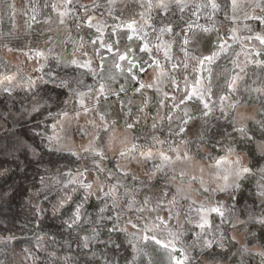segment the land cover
Returning a JSON list of instances; mask_svg holds the SVG:
<instances>
[{"label":"clouds","instance_id":"obj_1","mask_svg":"<svg viewBox=\"0 0 264 264\" xmlns=\"http://www.w3.org/2000/svg\"><path fill=\"white\" fill-rule=\"evenodd\" d=\"M264 0H0V264H264Z\"/></svg>","mask_w":264,"mask_h":264},{"label":"snow or ice","instance_id":"obj_2","mask_svg":"<svg viewBox=\"0 0 264 264\" xmlns=\"http://www.w3.org/2000/svg\"><path fill=\"white\" fill-rule=\"evenodd\" d=\"M261 44H264V38L258 37L257 38Z\"/></svg>","mask_w":264,"mask_h":264}]
</instances>
